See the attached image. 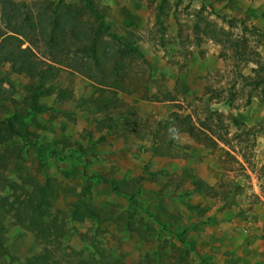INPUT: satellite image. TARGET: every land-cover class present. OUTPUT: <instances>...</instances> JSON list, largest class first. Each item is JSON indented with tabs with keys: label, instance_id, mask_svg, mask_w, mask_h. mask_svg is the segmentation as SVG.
<instances>
[{
	"label": "rangeland",
	"instance_id": "374dc122",
	"mask_svg": "<svg viewBox=\"0 0 264 264\" xmlns=\"http://www.w3.org/2000/svg\"><path fill=\"white\" fill-rule=\"evenodd\" d=\"M16 1L29 9L57 0ZM94 1L152 67L146 84L121 95L136 125L97 131L80 108L95 89L61 70L47 85L71 98L40 97L51 109L25 119V139L8 140L5 119L26 114L30 79L0 65V206L9 212L0 264H213L215 249L228 244L217 225L264 208V31L243 18L229 24L222 1ZM177 106L218 148L181 135L173 156H152L151 135ZM143 170L153 173L149 182L131 181ZM111 181L125 196L113 194ZM38 186L52 191L45 210L30 206Z\"/></svg>",
	"mask_w": 264,
	"mask_h": 264
},
{
	"label": "trees",
	"instance_id": "16d2710c",
	"mask_svg": "<svg viewBox=\"0 0 264 264\" xmlns=\"http://www.w3.org/2000/svg\"><path fill=\"white\" fill-rule=\"evenodd\" d=\"M21 5L16 0H0V24L3 25L0 27V65L8 64L12 72L23 73L30 79L23 109L26 114L14 112L6 117L3 130L6 138L23 140L31 134L25 119L51 109L39 102L40 97L55 94L62 102L71 98L68 91L47 85L49 78H54L61 70L81 75L95 89L93 97L80 101V108L93 116L97 131L108 134L127 122L129 125L124 132H130V127L136 125L133 106L121 95L133 94L152 77V67L145 53L131 38L112 31L106 22V11L94 0L41 1L29 9ZM233 20L227 22L230 24ZM211 40L215 42L216 39ZM25 43L27 45L22 47ZM97 108L104 110L101 118H96ZM177 108L157 123L150 140L152 156H173L170 148L175 145V137L181 135L200 141L205 148H218V142L201 132L190 114L181 113L180 106ZM104 139L103 135L99 138ZM217 140L221 139L217 137ZM4 168L6 160L0 152V177L3 180ZM144 174L153 175L143 170L131 181L139 184ZM109 184L113 194L123 195L115 182ZM51 195V189L38 186L30 206L33 210L47 209ZM127 199L133 202V196ZM6 200V196L0 198L2 203ZM4 210V206H0V248H5L3 219L9 213Z\"/></svg>",
	"mask_w": 264,
	"mask_h": 264
},
{
	"label": "crops",
	"instance_id": "0c3cea01",
	"mask_svg": "<svg viewBox=\"0 0 264 264\" xmlns=\"http://www.w3.org/2000/svg\"><path fill=\"white\" fill-rule=\"evenodd\" d=\"M216 4L222 1V6L228 3L225 12L228 19H246L249 25L257 26L264 31V0H195ZM211 54H207L210 56ZM139 103V100L135 103ZM149 137V136H147ZM143 158H149L144 156ZM180 172V171H179ZM217 172V171H215ZM185 174L181 172V174ZM142 171L132 176H140ZM216 176V173H215ZM149 174H144L141 182H149ZM215 179L207 181L215 182ZM192 191V189L188 190ZM236 212V211H235ZM220 233L226 235V248L215 249L212 254L213 264H264V208L246 209L241 214H230L217 225Z\"/></svg>",
	"mask_w": 264,
	"mask_h": 264
}]
</instances>
